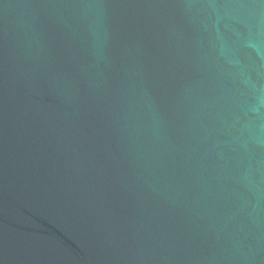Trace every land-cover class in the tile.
Returning <instances> with one entry per match:
<instances>
[{
	"label": "water",
	"instance_id": "water-1",
	"mask_svg": "<svg viewBox=\"0 0 264 264\" xmlns=\"http://www.w3.org/2000/svg\"><path fill=\"white\" fill-rule=\"evenodd\" d=\"M0 264H264V0H0Z\"/></svg>",
	"mask_w": 264,
	"mask_h": 264
}]
</instances>
